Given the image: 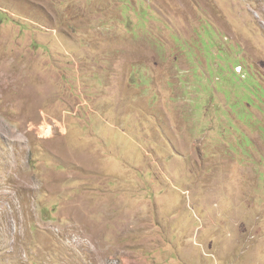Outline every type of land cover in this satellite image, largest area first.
<instances>
[{
	"label": "rangeland",
	"instance_id": "rangeland-1",
	"mask_svg": "<svg viewBox=\"0 0 264 264\" xmlns=\"http://www.w3.org/2000/svg\"><path fill=\"white\" fill-rule=\"evenodd\" d=\"M0 264H264V0H0Z\"/></svg>",
	"mask_w": 264,
	"mask_h": 264
}]
</instances>
